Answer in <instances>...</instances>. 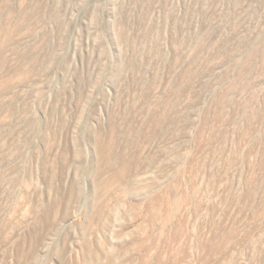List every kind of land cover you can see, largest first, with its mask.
<instances>
[{"label":"rangeland","instance_id":"1","mask_svg":"<svg viewBox=\"0 0 264 264\" xmlns=\"http://www.w3.org/2000/svg\"><path fill=\"white\" fill-rule=\"evenodd\" d=\"M106 190L264 264V0H0V264H64Z\"/></svg>","mask_w":264,"mask_h":264},{"label":"bare ground","instance_id":"2","mask_svg":"<svg viewBox=\"0 0 264 264\" xmlns=\"http://www.w3.org/2000/svg\"><path fill=\"white\" fill-rule=\"evenodd\" d=\"M117 181L121 186L127 182L126 178ZM96 186L101 189L100 182ZM100 196L101 198L95 199L93 203L91 202L93 207H91V212L86 215L85 223L81 229L82 238L79 250L71 253L64 264H178L179 261H183L191 253V250L196 255H198L197 249L203 250L202 238L198 237L195 243L184 239L185 233H183L180 226L183 225L180 219L176 225L173 221L174 214L157 210V196L149 194L145 197L146 200L144 199V205H130L123 213L117 209L121 202L120 195L115 194L114 191L106 190L102 194L100 192ZM129 212L132 215H130L131 221L128 224L122 225L117 230L114 227L111 228L112 223L118 219L120 213L127 215ZM133 223L136 224V227L125 233L129 239L114 244L115 240L113 241V239H115V236H122ZM159 227L161 228L159 229ZM158 229L159 231L162 229L167 230L164 233L156 234Z\"/></svg>","mask_w":264,"mask_h":264}]
</instances>
